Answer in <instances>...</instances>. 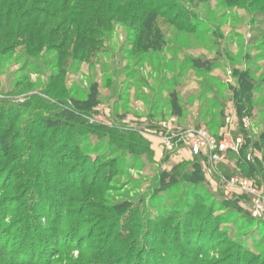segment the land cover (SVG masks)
<instances>
[{
    "label": "rangeland",
    "instance_id": "1",
    "mask_svg": "<svg viewBox=\"0 0 264 264\" xmlns=\"http://www.w3.org/2000/svg\"><path fill=\"white\" fill-rule=\"evenodd\" d=\"M240 1L187 0V5L199 14L193 23L196 33L179 32L171 24L160 23L158 49L146 55L139 56L135 49L137 27L114 21L105 30L108 37L94 38L95 57L86 62L66 56H62L66 60L56 62L61 55L46 53L48 47L35 55L25 52L18 56L16 51V55L4 57L0 62V108L5 109H0V115L19 118L2 122L0 116V133L7 132L15 139L13 154L18 161L29 157L33 144L47 147L52 141L53 134L40 127L41 118L66 122L67 117L62 115L65 108H71L67 107L69 100L82 111H76L78 118L68 119L70 122L53 135L54 152L40 149L36 166L43 174L41 183H28V178L33 180L36 174L31 168L28 175L20 173L22 182L30 185L23 193L24 184L19 183H4L0 189V264H100L109 259L114 261L109 264H116L127 258L125 253L132 258L126 264H161L171 255L179 259L192 257V264H234L239 247L243 251L237 264L263 262L264 223L249 218L243 205L250 199L225 185L223 190L218 189L215 183L223 181L220 177L224 176L254 184L252 178L243 177L249 174L242 161L250 146L246 138L264 134V37L260 33L264 21L239 7ZM62 3L64 0L60 14L67 8ZM160 4L173 9V16L179 13L176 0ZM64 30H54L60 37L53 38L52 44H60ZM244 58L252 61L250 67L258 71L256 81L261 83L258 92L253 93V118L247 127L230 90L235 85L230 60L235 59L236 64ZM202 59L212 65L210 73H196L187 64ZM245 62L238 63L237 68L247 69ZM206 87L211 92L205 93ZM172 94L177 98L174 107ZM89 99L95 104L88 105ZM212 101L223 108H213ZM216 114L221 116L210 126L205 116ZM230 115L234 118L231 126L226 123ZM172 120L180 129L206 130L214 136L227 132L230 142L241 136L244 144L237 151L228 149L215 169L208 171L205 181L184 180L183 175L194 172L198 163L195 156L184 148L168 154L166 160L159 142L152 138L160 123ZM253 155L264 166V149ZM6 160L0 158V163ZM173 168H179L182 175L176 178L177 185L158 186L163 174L171 173ZM257 179L262 180L257 185L264 189L263 177ZM4 188L10 191H2ZM27 190L29 196L18 205L19 210L3 217ZM34 195L43 202L35 200L34 204ZM47 201L46 211L34 212L35 226L24 221L27 210L44 208ZM52 207L63 208L61 221L57 215L51 217ZM185 213L190 214L188 221L192 220L193 225L202 219L207 222L200 235L196 229L176 235ZM155 219L164 233L148 226ZM68 225L71 227L63 236ZM147 229L153 235L150 242L159 240L167 246L152 247L149 241L143 246L136 243L135 236ZM118 231L122 235L119 252L100 257V243L104 244L108 233L114 237ZM37 244L41 246L40 254L33 261L30 254ZM139 250H145L149 257L140 258Z\"/></svg>",
    "mask_w": 264,
    "mask_h": 264
},
{
    "label": "trees",
    "instance_id": "2",
    "mask_svg": "<svg viewBox=\"0 0 264 264\" xmlns=\"http://www.w3.org/2000/svg\"><path fill=\"white\" fill-rule=\"evenodd\" d=\"M63 0H0V62L4 60V57L7 55L14 56L22 55L27 52L28 54H38L42 51V48L48 47L46 53H57L61 56L55 58L56 62H62L66 60L62 56L75 58L78 61L84 59V62L89 61L90 58L95 57V51L92 45L95 44L94 38H105L108 37V34L105 30L110 28L114 21L121 22L126 24H131L133 27H137L134 31L137 34V40L134 43L135 49L138 51V55H146L150 51L154 53L158 48V41L159 38L161 25L160 23L171 24L173 28L178 30L179 32H190L196 33L197 26L193 23L199 16L197 10L194 7H189L187 5V0H176L177 6L176 9H179V13L173 16V9H168L167 7L162 6L160 4L164 0H64V6H67L66 10L63 13H58L60 3ZM35 3L30 6V8L25 10V7L30 3ZM239 7L246 8L250 13L252 12L253 17L261 18L264 21V0H242L238 2ZM174 8V10H176ZM53 11V12H52ZM57 14V15H56ZM60 15V16H59ZM256 19L253 18V21ZM167 21V22H166ZM66 29L63 31V40H61L60 44H52V39L58 36L54 32L55 29ZM103 31V32H102ZM104 33V34H103ZM260 33L264 37V29L260 30ZM261 36V37H262ZM62 38V36H61ZM264 45V44H263ZM23 56V55H22ZM235 60V59H234ZM234 60H230L233 65V79L235 85L230 87L232 98L235 101V104L238 107L240 118L241 120L245 117L252 121V111H253V102L254 94L258 92L260 88V84L262 81L264 82V78L259 81H256L258 77V71L253 70L250 66L252 65V61L248 59H243L242 61H238L234 64ZM245 62V65L248 67L247 69H240L237 68L238 63ZM62 63H60L61 65ZM193 71L199 74L210 73L209 69L212 68V65L202 60H193L187 63ZM95 92V88H92ZM205 93L211 92V89L206 87L204 90ZM93 92V93H94ZM59 94H62L58 91ZM96 93V92H95ZM254 93V94H253ZM97 95V94H96ZM95 99V98H94ZM172 105L177 106V98L174 94L171 95ZM61 103V102H60ZM63 103V102H62ZM88 105L95 104L93 103V99H89L87 101ZM245 103V104H244ZM67 107H71L70 109L65 108L64 114L62 117H67L66 122L63 119H51V118H41L40 119V127L43 126L46 131L51 132L55 136L56 131H59L63 128V124H68V121L72 118H78L76 115V111H79L77 107V103L75 104L72 100L67 102ZM66 105V104H65ZM258 105V104H257ZM77 106V107H76ZM213 108H223V106H219L218 103L212 101ZM83 107V106H82ZM81 108V107H80ZM91 109V107H88ZM5 109V108H0ZM178 110V109H177ZM82 111V110H80ZM179 113V112H178ZM12 115V112L10 113ZM1 121H10L13 122L19 116H15L13 118L9 117V115L1 114ZM204 116V115H203ZM221 114L216 115H207V119L209 118V125L215 124V120L218 119ZM202 117V116H201ZM69 119V120H68ZM203 119V118H202ZM70 122V121H69ZM0 133V158L7 159L6 162L0 163V189L5 187L4 183L10 184L11 186L18 184L19 186L23 185L24 182L21 180V171H24L25 174L28 175V172L36 170V174L34 175L33 180L28 178L32 183L34 181L35 185L37 182L41 183L42 179V172L39 171L37 168L38 160L40 159V149L48 150L49 153L54 152L56 148V144L54 143V136L52 135V141L49 142L47 147L32 145L29 148L30 155L27 159L25 157L22 158L21 161H18L15 157L13 152L16 150L17 146H13V139L9 133L1 131ZM216 135V134H215ZM133 137V135L130 134ZM71 140V138H69ZM247 143L250 144L246 147L247 150L246 154H244V159L242 160L243 163L249 168L247 176L252 178L254 181L259 183V176L263 177L264 181V166L261 162H259V158L253 155L254 151H260L264 149V134L260 137H247ZM30 144V142H28ZM54 147V148H53ZM68 150V148H66ZM78 151L80 148L77 149ZM170 156V155H169ZM198 163H195L191 174L187 173L185 175H181L179 168H173L171 173L163 174V179L158 186L161 188L164 187H172V185H177L176 178L178 176H182L184 180L188 179H196L198 181H205V178L210 175L208 174L209 168L207 167V159L203 157H195ZM166 160H169L168 155L165 156ZM34 163V164H33ZM48 165H51L47 163ZM54 165L52 164L51 167ZM201 172H203V176H201ZM31 173V172H30ZM198 176L200 178H198ZM205 176V177H204ZM72 176L68 179V182ZM208 178V177H207ZM23 179L25 177L23 176ZM211 181V180H210ZM60 183V182H59ZM218 189H224V184L220 181H216ZM101 184V183H100ZM99 184V185H100ZM258 186V185H257ZM30 185H26V183L22 186V192L29 188ZM37 187V186H36ZM259 187V186H258ZM42 188V187H39ZM260 188V187H259ZM102 189V188H101ZM217 189H215L216 191ZM226 190V189H225ZM1 191V190H0ZM2 191H10L7 188H4ZM226 193V192H225ZM27 196H29V191L24 194L21 200H14L13 204H17V206H11L4 214L3 217L5 218L11 217V214L14 213L18 209V205H23L24 200ZM245 196V195H242ZM42 197V196H41ZM247 197V196H245ZM43 198V197H42ZM249 198V197H248ZM44 199V198H43ZM247 199V198H246ZM250 199V198H249ZM43 202V200L39 198H35L33 196V203H37L36 201ZM10 201V200H9ZM33 204V205H34ZM46 207L44 208H37L36 211L31 210L32 208L27 205L29 210H27L26 218L24 221L28 222L32 227L36 225V217L33 215L38 213L39 211H45L49 208V201L46 202ZM249 205L250 201L244 203L243 207H247L249 212ZM115 208V207H114ZM125 208V206H122ZM53 213L50 214L51 217H55L56 215L61 219L63 214V208H53ZM61 209V210H59ZM35 212V213H34ZM50 213V212H49ZM250 213V212H249ZM248 213V214H249ZM190 214H184V218L181 223H179V230L180 232L177 233L178 237L181 233H185V231H190L191 229H196L199 232H203L205 229L204 226L206 225V221L203 222V219L196 225H193L192 220L188 221ZM251 218V215H248ZM122 217V216H121ZM120 217V218H121ZM119 218V219H120ZM160 218V216H159ZM158 218V219H159ZM113 219V218H112ZM186 219V220H185ZM254 220L253 218H251ZM61 221V220H60ZM156 222H148V226L150 227H158V231H164L163 228L160 227L159 221L155 219ZM185 221V223H184ZM188 221V222H187ZM256 221V220H254ZM110 222V221H109ZM185 224V225H184ZM118 226V224H117ZM71 225H68L62 233L63 236H66V231L70 228ZM81 229V227H78ZM147 230H144L143 233L136 235L138 237L136 243L140 246L147 244L149 241V246L152 247H161L165 244V242H161L157 240L156 242H150L153 235ZM164 233V232H162ZM155 236V235H154ZM106 240L104 244L100 243V257H105L107 254L111 252L118 251L120 249V244L118 240L122 239V235L118 231L114 237H112L111 233H108L105 236ZM178 239V238H177ZM188 240V239H186ZM152 241V240H151ZM199 241V240H198ZM175 242L179 243L181 241L175 240ZM73 243V242H72ZM201 243V242H200ZM167 244L163 247L165 248ZM40 244H37L36 249L32 250L31 258L33 261H36L40 252ZM163 248V249H164ZM166 251V250H165ZM242 247L238 249V257L235 260L234 264L240 262V255L242 254ZM199 252V250H198ZM167 253V252H166ZM125 253V260L116 261V264H126L132 261L130 256H126ZM245 256L249 257L250 253L244 251L243 253ZM149 257L146 254L145 250H139V257L142 258L143 256ZM169 256V254H168ZM152 257V256H150ZM155 257V261H159L157 256ZM189 257V256H188ZM178 258V256H169L167 260H162L161 264H192L191 262H195L192 257L189 258ZM162 258H160L161 260ZM259 259V258H257ZM110 260V259H109ZM101 262L100 264H109L114 263L113 260ZM140 260V259H139ZM185 260V261H184ZM256 260V259H255ZM252 260L253 262L255 261ZM167 261L169 263H167ZM126 262V263H125ZM255 263V262H254ZM133 264V263H132ZM241 264V263H240ZM256 264V263H255ZM257 264H264L263 262H259Z\"/></svg>",
    "mask_w": 264,
    "mask_h": 264
},
{
    "label": "built area",
    "instance_id": "3",
    "mask_svg": "<svg viewBox=\"0 0 264 264\" xmlns=\"http://www.w3.org/2000/svg\"><path fill=\"white\" fill-rule=\"evenodd\" d=\"M246 127L250 124L247 117L242 120ZM227 125L234 124V118L230 115L226 118ZM153 137L159 142L163 156L173 155L176 152L187 149L192 156L207 159L209 172L215 169V165L221 160L228 149L238 150L244 139L239 136L230 142L229 134L211 135L206 130H186L180 129L175 120L160 123L158 129L153 132ZM221 182L229 190L237 189L241 195L250 198L249 212L251 218L264 223V189H260L255 183L246 179L235 177L227 179L224 176Z\"/></svg>",
    "mask_w": 264,
    "mask_h": 264
}]
</instances>
